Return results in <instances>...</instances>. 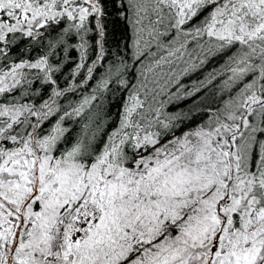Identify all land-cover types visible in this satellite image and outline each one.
<instances>
[{"label": "snow or ice", "instance_id": "snow-or-ice-1", "mask_svg": "<svg viewBox=\"0 0 264 264\" xmlns=\"http://www.w3.org/2000/svg\"><path fill=\"white\" fill-rule=\"evenodd\" d=\"M0 264H264V0H0Z\"/></svg>", "mask_w": 264, "mask_h": 264}, {"label": "trees", "instance_id": "trees-1", "mask_svg": "<svg viewBox=\"0 0 264 264\" xmlns=\"http://www.w3.org/2000/svg\"><path fill=\"white\" fill-rule=\"evenodd\" d=\"M199 75V74H197ZM195 77H190V78H186L185 80L181 81L182 83H187L189 79H194ZM185 103L187 102H182L180 105H178L179 107H184L185 106ZM176 107L175 105L173 106V108ZM171 110V109H170Z\"/></svg>", "mask_w": 264, "mask_h": 264}]
</instances>
